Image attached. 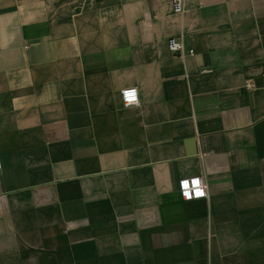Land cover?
Segmentation results:
<instances>
[{"label": "crops", "instance_id": "0c3cea01", "mask_svg": "<svg viewBox=\"0 0 264 264\" xmlns=\"http://www.w3.org/2000/svg\"><path fill=\"white\" fill-rule=\"evenodd\" d=\"M185 7L0 0V264H264V0Z\"/></svg>", "mask_w": 264, "mask_h": 264}, {"label": "built area", "instance_id": "2783aa9c", "mask_svg": "<svg viewBox=\"0 0 264 264\" xmlns=\"http://www.w3.org/2000/svg\"><path fill=\"white\" fill-rule=\"evenodd\" d=\"M172 8L175 14H185L186 0H171ZM169 49L171 52L180 54L181 56L193 55L194 51L190 50L186 53L184 43L181 39L172 38L169 40ZM246 87L252 89V84L247 83ZM123 103L126 106H134L139 104L138 92L136 88H127L121 91ZM2 167L0 160V169ZM179 192L184 201L190 202L208 198V185L203 177L184 178L179 182Z\"/></svg>", "mask_w": 264, "mask_h": 264}]
</instances>
